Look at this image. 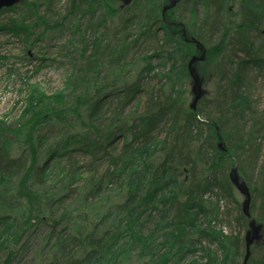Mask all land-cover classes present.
I'll return each instance as SVG.
<instances>
[{
    "label": "trees",
    "instance_id": "trees-1",
    "mask_svg": "<svg viewBox=\"0 0 264 264\" xmlns=\"http://www.w3.org/2000/svg\"><path fill=\"white\" fill-rule=\"evenodd\" d=\"M120 1L69 0L66 20L70 13L85 12L87 25L83 33L79 25L73 26L84 50L69 92L53 97V103L38 110L24 126L8 129L10 135L6 131L0 138L2 264H121L109 256L123 234L132 232L129 206L134 201L146 204L147 197L157 196L171 182L176 191L165 205L169 203L173 213L169 232L175 237L173 244L186 249L191 243L207 242L217 246L215 252L207 250V264H239V257L244 261L246 256V238L213 226L214 221L220 222V210L210 209L200 195L218 188L231 196L234 186L229 174L234 160L239 164L242 183L251 190L252 216L263 230L262 243L252 246L247 264H264V110L252 106L248 86L255 76L246 66H264V53L255 52L248 61L236 56L248 44L252 30L264 28V1L255 0L256 10L251 0H198L206 11L199 16L197 0H184L183 10L189 11L190 18L185 21L177 15L178 3L167 13V23L162 20V11L169 0H132L131 5ZM235 2L240 13L231 26L225 13ZM51 3L23 0L3 10L2 14L20 9L23 14L0 25V32L12 33L33 47L44 35H35L36 28L49 26L48 19L39 14L40 5L49 7ZM129 7H139L140 24L134 25L137 16L124 13ZM27 14L35 22L28 21ZM175 23L184 26L190 39L205 46L204 62L195 65L198 73L211 77L217 85L222 83L210 99L202 98L195 111L188 100L191 91L187 86L192 79L187 65L199 52L195 44L186 43L182 27ZM192 26L198 30H191ZM130 27L137 30L136 34H123ZM160 28L166 35L165 45L173 42L188 48L180 66L181 81L167 70L170 57L163 56L164 51L142 54L147 52L140 46L155 41ZM216 33L220 34L218 42L209 45L206 37ZM88 34L91 36L86 38ZM226 52L232 54L228 59L231 70L223 60ZM155 58L166 60L162 66L165 69L153 64ZM153 81H158L155 86ZM207 105L214 111H206ZM199 117L219 126L227 144L225 152L219 148L214 127L200 122ZM203 127L208 132L205 143L213 151L206 159L208 163L203 158L201 164L204 155L198 143L206 134ZM53 133L58 134L55 140H51ZM14 139H21L24 147L17 149ZM155 143L158 145L152 154L136 160L141 147L151 148ZM104 161L107 168L101 171ZM203 166L210 175L204 184H197L196 175ZM215 168L225 176L221 183L214 175ZM181 175H190L192 181L186 182ZM138 178H143V184L134 185ZM123 187L128 201L122 207L109 201L100 206L114 188ZM218 193L216 198L221 197ZM71 201L78 207L73 209L68 204ZM239 210L236 224L243 223V229L251 232L242 206ZM90 212L98 220L88 225ZM192 212L203 215L208 223V230L197 237L189 232ZM227 215L232 218L231 212ZM45 226L48 229L43 230ZM39 239L41 243L36 246ZM155 264L167 262L161 258Z\"/></svg>",
    "mask_w": 264,
    "mask_h": 264
},
{
    "label": "rangeland",
    "instance_id": "rangeland-1",
    "mask_svg": "<svg viewBox=\"0 0 264 264\" xmlns=\"http://www.w3.org/2000/svg\"><path fill=\"white\" fill-rule=\"evenodd\" d=\"M43 1L44 0H39L40 3H43ZM31 2H35V0H31ZM120 2L123 5L132 4V0H129V4H127L126 0ZM251 2L253 3L252 6H254L256 10H259L258 7H255L256 1L251 0ZM196 3L198 4L197 10L199 11V16H202V14L206 12L204 11L205 8L203 5H199L200 2L198 0ZM164 6H167V4ZM185 6L184 0H181L178 7H175V12L177 15H181L186 21V18L189 19L191 15L189 11L187 12L186 10H183ZM130 7L124 13H132L135 17L137 16L138 18H134L133 20L134 25L140 24V20L142 19L139 16L140 14H138L139 7L132 9H130ZM187 7L189 8V6ZM69 10V0H52L49 7L47 5H40L39 14L48 19L49 26L46 28H44V26L36 28L35 35L38 33H44V35L42 38H39L33 47H30L29 44H25L15 35L13 36L12 33H6L5 31L0 32V138L4 132L8 131V129L13 130L24 126V124L29 122L32 117L38 114L42 107H48V105H51L53 103V97H60L69 92L72 78L77 73L76 71L81 63L80 58L84 50L80 45V38H78L79 33L74 30L73 26L79 25L80 29L82 28V33L87 26L86 19L83 18L85 17V12L70 13L71 16L66 20ZM227 10L225 17L232 26L235 24L240 13L239 3L235 2V4H231ZM22 14L23 12H21L20 9L13 12L3 13L0 16V25L9 23L14 17L22 18ZM26 19L31 23L36 20L29 14L26 15ZM114 20L116 19L113 17L112 21ZM117 23L118 21L116 20L114 24ZM108 24L113 25L110 21ZM133 27L128 28L123 34L127 33L126 36L132 35V32L136 34L137 30L133 31ZM190 29L198 30V27L192 26ZM89 36H91V34L86 35V38H89ZM156 36L155 41L151 44L150 41H148L146 45L143 44L140 46L147 52V54H142L152 55L156 51H164L163 56H169L170 62L166 63L165 59L155 58L153 64L161 65L162 67L163 64L166 63L167 70L175 73V77L181 81L182 68L180 66L182 65L183 54L188 48L183 47L182 45H174L173 42L165 45L164 43L167 39L165 38L166 35L162 28L158 30ZM33 38L36 39V36ZM206 38L208 39L207 42L209 45H214L218 42L220 34L216 33L214 36H208ZM238 54L245 60L241 52H237V55ZM231 57L232 54L230 55L226 52L223 59L227 65L226 68L229 70L232 69L231 65L228 64V59ZM232 59L234 60L235 58ZM246 66H248V73H254L255 67L253 64L249 63V65ZM198 75L201 78L202 95L204 97L207 96V98L210 99L214 94L216 86L219 87L222 83L217 85L216 81H210L211 77L199 73ZM157 82L158 81L153 83L152 86H155ZM250 82L252 83L248 88L252 97V106L259 111H262L264 110V72L260 73V76L257 79L250 80ZM187 89L191 91V94H188V100L193 102L192 83L188 84ZM210 109L212 110L213 106L211 107L210 105H207L205 108L206 111H211ZM203 129L205 128L203 127ZM204 132L206 133L205 136H199L200 141L198 143L202 147L204 155L200 159L201 164L203 158L206 160L208 157H212L213 151V149L209 151V148L211 147L205 143V138L207 137L208 132L206 129ZM162 134V137L166 136L165 132ZM8 135H10V133ZM51 136V140L58 138L57 133H53ZM14 140L17 143V149L24 147L21 139ZM157 145L158 143L152 144L153 147L151 148L141 147V150L135 155L136 160H139V156L144 159L147 158L148 155L156 150ZM120 146L121 144L117 146L118 150L121 148ZM206 162L208 163L207 160ZM104 163L105 161L101 166V171H105L107 168V164ZM133 166H138V162H135ZM203 168V171L196 175L197 184H204L205 180L210 175V172L208 174L204 166ZM246 173L251 174L248 171ZM214 175L220 183L225 177L220 168H215ZM57 176L58 173L55 171L53 175L54 181L57 180ZM181 177H183L186 182L192 181L190 175H181ZM256 179L257 177L254 176V181H256ZM136 180L137 181L134 185L143 184V178H138ZM54 181L50 182L51 186H54ZM227 188V185H225V189ZM219 190L220 189L216 188L215 190L212 189L204 194H202V192L200 193L202 199L205 200L210 209L211 207H216L220 210V215L218 217L220 222L214 221L213 226H216L218 229L221 228L226 231L227 234H241L242 238H246L248 233L245 231L246 228L244 230L241 226L243 223L238 226L234 220V218L238 217L240 213L239 209L243 206L245 198L240 195L236 187H233L231 192H229V194L231 193V196ZM175 191L176 189L171 182L168 186L162 189L157 196L153 198H150V196L147 197L145 200L147 202L146 204L139 205V203L134 201L135 204L129 206V222L132 232L129 234H123V237L115 244L109 259H118L121 264H155V262L157 263L161 258H165L167 264H207V250L211 249L212 252L217 251L216 245L210 246L207 242H202L201 245L191 243L186 249H183L178 245H174L173 240L175 237L169 235V232L171 231L170 222L173 218V213L169 210V203H166L165 205V202L166 199L173 196ZM213 191L215 193L219 192L221 197L216 198ZM111 192L112 194L108 200L104 198L100 203V206L107 205L106 202L109 201L113 204H119L122 207L127 200L125 187L121 188V190L119 188H114ZM68 204L72 205L73 209L78 207L73 201ZM59 206L61 205L59 204ZM65 207L66 205L61 206V208ZM227 212H231V219L228 217ZM88 215V218L90 219L88 225L92 223V221L97 222L96 220L98 219L93 217L92 212ZM189 222H191L189 232L195 235V237H197L198 234H201V232L208 230L207 221H205L203 215L197 216V212H192L190 214ZM42 229L45 230L48 228L45 226ZM258 241V243H262V238ZM40 243L41 241L39 239L35 242V245L38 246ZM183 251L184 253H182ZM151 258H154L155 262ZM3 259L4 254L2 253L0 254V264H2ZM238 261L239 264H242L243 257H239Z\"/></svg>",
    "mask_w": 264,
    "mask_h": 264
},
{
    "label": "water",
    "instance_id": "water-1",
    "mask_svg": "<svg viewBox=\"0 0 264 264\" xmlns=\"http://www.w3.org/2000/svg\"><path fill=\"white\" fill-rule=\"evenodd\" d=\"M170 4L166 7L163 8V15L169 11V9H172L176 7L178 1L176 0H169ZM22 2V0H0V14L3 9H10L13 8L14 5H18ZM127 4H129V0H126ZM182 34L184 35L185 41L188 44H196L199 56L195 55L193 58L189 61L187 67L189 71L190 78L192 79V95H193V103L191 105V109L193 111L196 110L197 104L202 100L204 97L202 95V88H201V78L198 75L197 67L195 66L197 63L204 62L206 58V50L204 44H201L198 42L196 39L192 38L190 39L186 33V29H182ZM220 138V137H219ZM221 139V138H220ZM230 180L231 183L233 184L234 187L237 188L239 193L241 194L242 197H245L244 203H243V213L244 215L250 220L249 221V227L251 232L249 231L245 242H246V256L242 264H247L248 261L250 260L251 257V248L257 242L262 238L263 235V230L260 225L257 224V222L252 219L251 216V202H252V197H251V191L246 184L241 181L240 175L238 173L237 169V164L234 165L231 174H230Z\"/></svg>",
    "mask_w": 264,
    "mask_h": 264
},
{
    "label": "bare ground",
    "instance_id": "bare-ground-1",
    "mask_svg": "<svg viewBox=\"0 0 264 264\" xmlns=\"http://www.w3.org/2000/svg\"><path fill=\"white\" fill-rule=\"evenodd\" d=\"M238 18H239V16H238ZM162 20L164 21V22H166V20H167V14H165V15H163L162 16ZM167 23V22H166ZM170 24V23H169ZM263 43H264V28H262V29H258V30H252V32L250 33V35H249V39H248V44L247 45H245V46H243V47H241V50H238V52L240 53V51H241V53H242V55L244 56V58H245V60L246 61H248V60H250L251 59V57L253 56V54L255 53V52H264V47H263ZM237 57H240L239 56V54L238 55H236ZM236 56H234V58H236ZM241 58V57H240ZM234 60H237V59H234ZM256 68H255V70H254V73H252V75H254L255 77H254V79H257L259 76H260V73H262V72H264V66H262V65H260V66H255ZM253 79V80H254ZM252 83V82H251ZM199 120H200V122H203V123H208L209 125H211L212 127H214V129H215V131L217 132V135H218V138H219V148L222 150V152H225L227 149H226V143H224L223 142V140H222V136H221V132H220V129H219V126H217V124H216V122L215 121H212V120H206V119H204V118H202V117H199ZM245 158H248V155H245ZM235 164H237V169H238V172H239V164L237 163V161L236 160H234V162H233V166L231 167V170H230V174H231V171H232V169H233V167H234V165ZM229 174V175H230ZM237 189V188H236ZM250 189V188H249ZM251 191V190H250ZM239 192V191H238ZM241 195V194H240ZM251 204H252V202H251ZM242 208H243V206H242ZM250 208H251V206H250ZM244 209V208H243ZM252 209V208H251ZM242 214H243V216H245L244 215V213H243V211H242ZM251 216H252V213H251ZM246 217V216H245ZM247 218V217H246ZM248 219V218H247ZM252 219H254L253 218V216H252ZM249 220V219H248ZM256 222H257V220L256 219H254ZM250 221V220H249ZM258 224V223H257ZM221 229V228H220ZM222 230V229H221ZM223 232H225V233H227L226 231H224V230H222Z\"/></svg>",
    "mask_w": 264,
    "mask_h": 264
},
{
    "label": "flooded vegetation",
    "instance_id": "flooded-vegetation-1",
    "mask_svg": "<svg viewBox=\"0 0 264 264\" xmlns=\"http://www.w3.org/2000/svg\"><path fill=\"white\" fill-rule=\"evenodd\" d=\"M175 25L178 26V27H180V25H178V24H176V23H175Z\"/></svg>",
    "mask_w": 264,
    "mask_h": 264
}]
</instances>
